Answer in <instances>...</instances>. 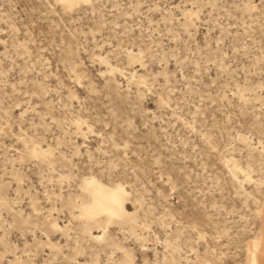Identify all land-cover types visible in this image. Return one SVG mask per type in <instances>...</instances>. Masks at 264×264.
Masks as SVG:
<instances>
[{"label":"rangeland","instance_id":"374dc122","mask_svg":"<svg viewBox=\"0 0 264 264\" xmlns=\"http://www.w3.org/2000/svg\"><path fill=\"white\" fill-rule=\"evenodd\" d=\"M263 203L264 0H0V264H246Z\"/></svg>","mask_w":264,"mask_h":264},{"label":"bare ground","instance_id":"6f19581e","mask_svg":"<svg viewBox=\"0 0 264 264\" xmlns=\"http://www.w3.org/2000/svg\"><path fill=\"white\" fill-rule=\"evenodd\" d=\"M57 5L73 10L79 5H88L91 0H55ZM33 154L43 155L45 151L34 148ZM84 200L78 207L79 217L100 225L105 230L112 222H122L127 215L124 208L125 194L119 187H107L94 179L82 183ZM260 231L257 237L249 239L246 249V264H264V203L258 210ZM56 227V225H53Z\"/></svg>","mask_w":264,"mask_h":264},{"label":"snow or ice","instance_id":"6c2138e0","mask_svg":"<svg viewBox=\"0 0 264 264\" xmlns=\"http://www.w3.org/2000/svg\"><path fill=\"white\" fill-rule=\"evenodd\" d=\"M85 2L87 3V0H85Z\"/></svg>","mask_w":264,"mask_h":264}]
</instances>
